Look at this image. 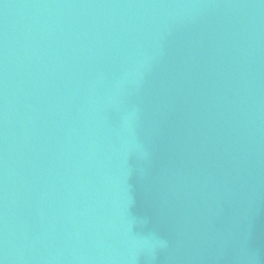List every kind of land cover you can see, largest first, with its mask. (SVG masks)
<instances>
[{
  "label": "water",
  "instance_id": "95a60500",
  "mask_svg": "<svg viewBox=\"0 0 264 264\" xmlns=\"http://www.w3.org/2000/svg\"><path fill=\"white\" fill-rule=\"evenodd\" d=\"M0 264H264V0H0Z\"/></svg>",
  "mask_w": 264,
  "mask_h": 264
}]
</instances>
